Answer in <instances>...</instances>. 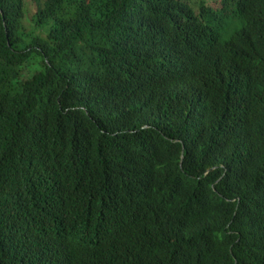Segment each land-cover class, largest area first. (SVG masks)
<instances>
[{"label": "trees", "instance_id": "obj_1", "mask_svg": "<svg viewBox=\"0 0 264 264\" xmlns=\"http://www.w3.org/2000/svg\"><path fill=\"white\" fill-rule=\"evenodd\" d=\"M32 1L0 0V264H264V0Z\"/></svg>", "mask_w": 264, "mask_h": 264}, {"label": "rangeland", "instance_id": "obj_2", "mask_svg": "<svg viewBox=\"0 0 264 264\" xmlns=\"http://www.w3.org/2000/svg\"><path fill=\"white\" fill-rule=\"evenodd\" d=\"M220 0H211L212 5L214 6H218ZM195 9L197 12H199V6L202 2V0H192ZM25 4H26V17L24 19V24L29 26L30 25V20L32 19L33 15L36 12V5L33 4L32 0H25ZM38 6V5H37ZM242 24L240 23L239 20H235L234 21V25L230 28L226 29V33L224 35V38L228 39L230 38L234 33H236L240 28H241Z\"/></svg>", "mask_w": 264, "mask_h": 264}, {"label": "clouds", "instance_id": "obj_3", "mask_svg": "<svg viewBox=\"0 0 264 264\" xmlns=\"http://www.w3.org/2000/svg\"><path fill=\"white\" fill-rule=\"evenodd\" d=\"M185 2L191 3L190 1H187V0H186ZM209 2L211 3V0H209ZM215 7H216V6L212 5V8L215 9ZM239 21H240V23L242 24L241 27L243 28V27H244L243 22H242L241 20H239ZM227 27H228V25L225 26V27H223V29L220 31L221 37L225 34ZM263 53H264V51H263ZM263 53H262V55H263ZM262 99H263V101H264V91H263Z\"/></svg>", "mask_w": 264, "mask_h": 264}]
</instances>
